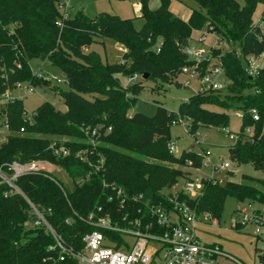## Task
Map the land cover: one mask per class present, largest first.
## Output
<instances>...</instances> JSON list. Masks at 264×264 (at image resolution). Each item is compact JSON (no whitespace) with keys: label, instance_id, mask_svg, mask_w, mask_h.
I'll list each match as a JSON object with an SVG mask.
<instances>
[{"label":"trees","instance_id":"obj_1","mask_svg":"<svg viewBox=\"0 0 264 264\" xmlns=\"http://www.w3.org/2000/svg\"><path fill=\"white\" fill-rule=\"evenodd\" d=\"M148 1L138 0L143 25L136 30L130 19L108 14L88 17L82 11L68 16L59 26V0H0V94L13 89L16 82L45 84L31 72V58L47 59L59 67L69 87L62 91L54 86L64 111L45 102L27 120L21 99L0 108V117L6 116L10 132L0 144V166L13 159H41L58 164L73 181L86 178L73 184L72 190L63 191L51 175L25 174L15 181L24 196H4L9 187L0 183V264H78L68 256L60 261L58 250L49 249L54 245L51 234L43 227L29 225L34 214L27 200L43 212L65 246L77 252L83 248L82 236L93 229L81 218L97 207L120 220L128 212L130 217L137 215L142 200L162 202L163 189L186 179L188 172L180 166L193 169L202 163L203 156L193 150H183L177 157L170 151L169 129L179 118L187 119V130L193 133L198 126L225 127L229 121L226 111L239 112V135L228 147V157L237 164L249 163L264 174V66L252 77L245 70V57L264 54V27L262 31L253 27L252 20L257 5L262 7L264 18V0H243L242 5L236 0H194L198 9H192L186 18L170 11L171 0H158L154 9L148 7ZM203 29L212 31L217 42L236 45L229 50L211 47L210 57L196 65L203 73L211 60L216 63L218 58L228 80L226 86L191 93L176 112L157 106L152 116L129 114L141 89L140 81H129L130 77L142 79L146 74V79L154 82L152 90L163 88L183 66L195 64L183 48L192 32ZM103 38L123 46L122 62L109 64L94 52H82ZM120 77L129 85H121ZM252 109L257 120L250 114ZM98 125L110 127V131L97 137L99 144L89 165L76 154L91 150L84 128ZM20 127L24 133H17ZM58 137L71 139L64 142L69 155H53L50 143ZM98 155L104 159L96 170L93 164ZM252 183L264 187V177L243 175L241 182L227 180L222 184L204 179L202 193L187 201L198 212L219 219L227 196L264 203V194L253 189ZM118 189L126 196L122 206ZM139 194L141 200L131 197Z\"/></svg>","mask_w":264,"mask_h":264},{"label":"built area","instance_id":"obj_2","mask_svg":"<svg viewBox=\"0 0 264 264\" xmlns=\"http://www.w3.org/2000/svg\"><path fill=\"white\" fill-rule=\"evenodd\" d=\"M58 8L61 11V18L56 23L61 26L62 20L69 16L67 12L68 3L61 2L60 4L59 2ZM253 27L262 31L264 18L261 16L258 22L253 23ZM203 39L204 36H200L198 41ZM186 53L195 61V64L190 65V67L183 66L180 73L188 76V80L184 83L185 87L191 88L190 79H196L198 82V88L196 91L191 89L192 93L220 90L226 86V84L219 81L220 77L225 76L222 64L218 58L216 63L211 60L206 71L201 73L196 68V65L210 57L208 51L193 52L191 49L187 50ZM245 61V70L252 77L264 66V54L247 56ZM35 76L46 81L43 75L36 74ZM134 78H136V75L131 76L129 81H133ZM13 89L21 91L23 95H27L33 91L34 85L31 82H16L13 85ZM13 89H6L0 94V108L8 101L20 99L19 95L11 94ZM250 114L254 120L258 119L254 109L250 111ZM0 118L2 120L0 125L1 144L6 140V136L10 132L6 116L4 115ZM24 118L30 120V117H26L25 113ZM173 123L175 122L173 121ZM24 131V127H20L17 133H24ZM109 131L110 127L103 128L100 125L84 128L86 144L91 150L88 152L79 150L77 152L76 155L82 162L91 164L90 156L99 144L97 137L100 134H107ZM245 131L249 132V129L246 128ZM234 137L236 140L238 139V135H230V138ZM69 140L71 139L66 137L53 139L50 143L53 155L56 157L69 155L70 150L64 145V142ZM169 149L173 152L170 144ZM103 159V156L98 155L96 163L93 164L96 170L102 166ZM217 166L220 169H225L229 167V164L222 162ZM60 170L62 169L58 164L47 160L32 159L21 162L13 159L6 166H0V183L9 187L4 196L11 193H19L24 196L15 184L16 179L22 175L34 173L47 176ZM85 179L77 178L74 180L75 182L73 180L72 182L77 185ZM202 180L204 178L196 180L186 179L181 188H179V182H176L170 187L163 189L161 191L163 199L160 203L142 200V207L137 210V215L134 217H130L128 212L122 215L120 220H117L110 213H105L101 207H97L95 211L87 214L85 218H81L93 229L82 236L83 248L79 252L66 247L59 234L47 222L43 212L27 200L34 214V218L29 222V225L43 227L46 232L51 234L54 239V245L49 246V249L56 248L58 250V259L60 261L68 256L75 259L78 264H245L220 247L203 243L199 240L196 234V229H198L199 225L203 226L208 224V222L212 225L217 223V219L208 212L199 216L196 208L187 201V198L194 199L202 193ZM60 187L63 186L60 185ZM116 193L120 197V205L122 206L126 201V196L121 189H118ZM131 197L133 200L142 199L141 194ZM129 198L127 197V201ZM235 215L236 217L231 224L232 227L243 229L251 226L255 234L264 232V203L256 204L247 201V203L242 204L235 210Z\"/></svg>","mask_w":264,"mask_h":264},{"label":"rangeland","instance_id":"obj_3","mask_svg":"<svg viewBox=\"0 0 264 264\" xmlns=\"http://www.w3.org/2000/svg\"><path fill=\"white\" fill-rule=\"evenodd\" d=\"M240 5L243 0H236ZM68 3V14L73 17L78 11H82L88 17H95L100 14L115 15L122 19H130L132 26L139 30L143 25V19L139 15L138 0H59ZM158 0H149L148 7L154 9L158 6ZM198 9V5L194 0H171L170 11L180 17L186 18L192 9ZM263 9L260 5L255 7L252 15L253 23L259 21L263 15ZM200 36H204L202 41H198ZM121 44L109 38L95 40L82 49V52L96 53L102 62L109 64L120 63L123 61V47ZM211 47L223 49H231L236 45L226 44L224 41L217 43L216 37L212 31H194L190 39L183 48L193 52L209 51ZM187 55V53H186ZM188 59H191L187 55ZM28 64L33 74L43 75L46 79L45 84L34 86L31 93L23 95L21 91L12 90V95H19L22 107L26 117H31L34 111L42 104L49 103L60 111L65 110L60 96L56 93L54 86L66 91L69 89L65 74L59 67L53 65L47 59L31 58ZM190 67V66H189ZM178 74V75H177ZM176 77L170 83H167L163 88L152 90L154 82L147 79L134 78L133 81H140L141 89L135 95L136 100L134 105L128 110L129 114L139 112L147 116H152L157 106H164L167 110L176 112L178 105L186 100L193 91L198 88L196 79H190V87H185L184 83L188 80V76L183 73L175 74ZM121 85L128 86L129 82L125 77H120ZM176 81L179 84H176ZM219 81L227 84L228 80L225 77H220ZM194 93V92H193ZM196 94V93H194ZM216 109L213 106L208 107ZM229 116V121L225 127H206L198 126L193 133L187 130L188 121L186 118H179L178 121L170 126V145L171 149L177 157L183 150H193L196 154L203 156L201 166L191 168L182 165V169L187 171L186 179H209L213 178L219 183L225 181L241 182L243 175H249L254 178H263L262 171L254 169L249 163L237 164L228 157L227 149L234 144L236 138H230V135H239L241 116L240 113L233 110L226 111ZM264 127V119H263ZM248 129H250L248 127ZM54 139V138H53ZM205 152H207L205 154ZM227 162L229 167L225 169L218 168V164ZM215 167V169H213ZM51 175L64 187L66 191L73 188L72 179L62 170L51 173ZM185 178L178 180L179 188L183 187ZM253 189L258 190L260 194H264V187L259 183H252ZM262 200H264V195ZM251 200L238 201L233 197H225L222 211L217 223L212 225L210 222L203 226L199 225L196 229V234L199 240L203 243L214 244L220 247L225 252L237 257L245 264H264V232L256 235L251 226L246 228H234L231 224L234 221L235 210L242 204ZM256 204L263 202L251 201ZM205 212L199 211V216Z\"/></svg>","mask_w":264,"mask_h":264},{"label":"water","instance_id":"obj_4","mask_svg":"<svg viewBox=\"0 0 264 264\" xmlns=\"http://www.w3.org/2000/svg\"><path fill=\"white\" fill-rule=\"evenodd\" d=\"M146 77H147L146 74H143V75L141 76L142 79H146Z\"/></svg>","mask_w":264,"mask_h":264},{"label":"crops","instance_id":"obj_5","mask_svg":"<svg viewBox=\"0 0 264 264\" xmlns=\"http://www.w3.org/2000/svg\"><path fill=\"white\" fill-rule=\"evenodd\" d=\"M183 18V17H182ZM121 46V45H120ZM123 47V46H122ZM123 50H124V48H122ZM261 233H259V234H256V235H260Z\"/></svg>","mask_w":264,"mask_h":264}]
</instances>
